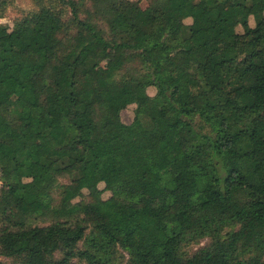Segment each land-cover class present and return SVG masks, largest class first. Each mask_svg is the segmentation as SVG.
Segmentation results:
<instances>
[{"label":"trees","instance_id":"16d2710c","mask_svg":"<svg viewBox=\"0 0 264 264\" xmlns=\"http://www.w3.org/2000/svg\"><path fill=\"white\" fill-rule=\"evenodd\" d=\"M95 5L109 17L112 33L128 21L129 37H145V45L105 38L79 19L72 2L79 33L92 38L87 45L71 43L72 64L58 57L62 25L49 10L11 31L0 26V74H7L0 81V214L8 223L0 230V256L13 264H102L92 250L120 247L144 255L139 264H264V12L254 15L253 28L248 16L264 0H165L160 9L145 10L127 0ZM180 38L175 47L166 40ZM175 48L188 56L178 70L169 57ZM108 51L120 60L125 51L140 52L151 73L117 83L114 70L99 66ZM148 88L168 111L153 104ZM53 94L61 99L57 113ZM201 99L217 105L219 124L210 123L209 106L197 113ZM130 106L134 117L124 124L121 113ZM197 117L201 124L194 127ZM236 120H250L256 130L231 139ZM12 132L18 136L8 139ZM196 170L204 181L195 178ZM59 176H69L62 203L99 184L112 197L101 214L77 204L68 212L82 217L62 222L38 208L51 205L49 189ZM239 189L247 195H236ZM36 217L49 225L32 226ZM133 217L139 224L124 241L121 233ZM111 218L119 222L114 230L106 225ZM233 225L237 231L218 238ZM205 234L215 237L207 248L179 256L185 237ZM80 243L87 250H79ZM250 250L258 254L241 260Z\"/></svg>","mask_w":264,"mask_h":264},{"label":"rangeland","instance_id":"374dc122","mask_svg":"<svg viewBox=\"0 0 264 264\" xmlns=\"http://www.w3.org/2000/svg\"><path fill=\"white\" fill-rule=\"evenodd\" d=\"M130 3L137 4L141 9H160L164 4L165 0H127ZM70 2L73 3L74 9L77 12V15L80 20H84L97 29L105 38L109 40H123V41H133L135 46L143 47L145 45V37L135 36L132 39L129 37V32L131 30V25L128 21L122 23L119 31L114 34L111 32L109 27V17H107L101 8H97L95 5V0H0V26L6 27L9 31L13 30L17 24L24 23L25 21L31 20L33 17L39 15L43 10H49L54 15H56L62 25L61 31L58 34V39L61 42L62 49L58 53V57L63 56L64 60L68 64H72L74 59L69 54V48L71 43L74 41L80 45H87L92 42V38L89 34H81L76 26V21L72 15V7ZM232 4L228 3L227 8H231ZM101 9V10H100ZM260 12H264L263 6H255L249 8V25L253 28L255 26L254 15ZM184 24L190 25L191 20H185ZM238 34H243L241 27L236 29ZM165 38H168L167 36ZM167 43L175 47L177 42L182 39L171 40L166 39ZM169 41V42H168ZM140 52L134 51H125L123 59L120 60L119 56L116 55L113 51H108L106 58L100 62V67L103 69H112L115 71V80L117 83L121 82H137L142 80L145 76L151 73L148 65L140 58L138 55ZM171 59V68L178 70L183 62L187 59V52L183 49H173L169 54ZM189 71L192 74L197 73L195 68H190ZM6 73L0 74V81L2 78L6 77ZM195 76H197L195 74ZM198 77V76H197ZM200 80V79H199ZM147 94L153 104L157 106L163 112L168 111L166 102L160 97L154 88H148ZM5 106V114L9 121H13V115L11 113V107L9 106V100L5 99L3 101ZM50 105L52 111L57 113L61 106V99L53 94L50 98ZM209 106L208 119L211 124L217 125L220 122V112L217 105L214 102H210L207 99H201L196 105L197 113H201L205 108ZM135 106H130L121 113V121L124 124H131L134 117ZM259 125L264 126V114L260 117ZM201 124V120L197 117L193 123L194 127H197ZM54 125L59 126V121L54 120ZM256 125L253 124L250 120H236L233 121L228 130V137L235 139L241 134L246 136H251L256 130ZM207 132V130H205ZM18 135L16 132H12L8 136V139L16 138ZM2 171L0 170V188H2ZM195 178L202 182L205 180L204 173L200 170L195 171ZM69 184V176H59L55 177L53 183L49 189L50 196L52 199L51 205L46 203H40L38 208L40 212L55 215L59 217L62 222H73L76 217H82L81 214H76L75 217H70V212L68 210L77 204H83L89 206V212L92 215L101 214L103 208L102 203L112 197V194L108 191H104V185L99 184L96 189L84 190L82 192V197L76 200H73L70 203H62L61 199L63 196V190ZM97 192H101L99 196H94ZM234 193L238 196H246L247 191L245 189L235 190ZM94 196V197H93ZM123 199L122 197H120ZM125 215L122 214V218ZM139 218L133 217L128 220V227L121 233V238L126 241L130 235H132L139 224ZM50 221L43 222L40 218H35L31 224L32 226H47ZM8 223L4 220V215L0 214V230L5 228ZM108 229L114 230L119 227V222L115 218H111L106 222ZM239 228L238 225H233L221 230L218 234V238L225 239L228 234L232 231H237ZM92 234V231L89 230L86 235ZM215 237H212L210 234H205V236H195L193 238L186 237L182 240V243L179 248V256L182 259H187L192 257L201 249L207 248L212 240ZM79 250H87V246L84 243H80ZM92 253L97 259V262L102 264H130L135 262L137 264L144 261V255L137 252L135 249L125 251L120 247H115L106 252H96L92 250ZM258 253L255 251H249L247 253H242L240 255L241 260H248L251 257L256 256ZM264 261V254L262 255ZM0 264H13L11 260H8L0 256ZM72 264H86L78 260H74Z\"/></svg>","mask_w":264,"mask_h":264}]
</instances>
